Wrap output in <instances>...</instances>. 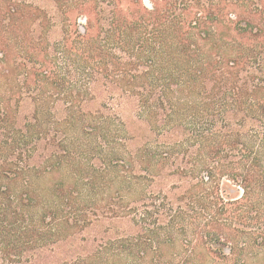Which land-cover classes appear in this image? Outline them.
Segmentation results:
<instances>
[{
    "label": "trees",
    "instance_id": "16d2710c",
    "mask_svg": "<svg viewBox=\"0 0 264 264\" xmlns=\"http://www.w3.org/2000/svg\"><path fill=\"white\" fill-rule=\"evenodd\" d=\"M151 1L51 45L50 12L0 0V264L227 261L264 220V0Z\"/></svg>",
    "mask_w": 264,
    "mask_h": 264
},
{
    "label": "rangeland",
    "instance_id": "374dc122",
    "mask_svg": "<svg viewBox=\"0 0 264 264\" xmlns=\"http://www.w3.org/2000/svg\"><path fill=\"white\" fill-rule=\"evenodd\" d=\"M21 1H28L30 3L37 4L38 6L42 7L44 10H46L52 14V18L54 19L53 21H56V24L55 25H53V23H51V24L45 23L44 24V22H40L38 25H36L37 26L36 30H37V35H39V37H41L42 35L46 36L48 38L50 44L54 45V41L60 39L64 35H69L72 32V30H75V28H76L75 23L76 24L79 23L80 25L86 23L85 14L87 13V11H92V9L94 8L95 1H97V0H80V2H84L83 7L81 8L82 13L81 14H77V12L75 13L76 15H74V17H72V26L71 27L68 26V24H66L65 22H63L64 21L63 20L64 6L60 2H57V0H21ZM70 1L71 0H69V2ZM101 1H104L107 5H109L108 4L109 0H99L98 4L102 5ZM143 1L145 4H147V2H150L151 5L147 4L149 7L153 6V2L151 0H143ZM209 1L210 0H201V2L205 3V4H207ZM189 2H193V0H188L187 3L189 4ZM195 3H197V2H195ZM193 5H195V4H193ZM81 27L84 30V27L83 26H81ZM22 108H23L22 109L23 111L29 110L30 107L28 105V102H23ZM178 179H179L178 177H172L168 181H165L166 183L164 182L165 184L163 186L164 187L163 189L166 190V192H168V191L171 192V194H172L171 197L174 200H176L175 197L177 196L176 195L177 191H179L180 193L184 191L183 188L176 190L171 186L172 181L178 180ZM224 181H226L225 178H224ZM186 186H190V184H187ZM227 189H228L230 196L232 198H238L243 193V191L241 189H238L234 185L227 187ZM177 205H179V204H176L174 206L176 207ZM151 209L153 210L152 206H151ZM159 224H162V223L159 222ZM150 227L154 228L153 222H151ZM154 229L159 230V228H154ZM244 229H245V231L250 233L247 237H245V242H246L247 246L243 250V252H238L237 254H235L236 258L237 259H238V257L241 258L244 261V262H241L243 264H264V245H263V247H260L259 245L256 244L257 236L262 231L264 232V220L261 222H258V223H256V221H252L251 223L247 224ZM183 253H184V255L181 258H180V256L175 257L176 262L178 264H181L182 259H184V257L186 255H189V253H185V252H183ZM209 259H212V258H209ZM213 259L209 260V261H205L204 264H240V262L237 263V259H234V257L227 260V261H222V260H218L215 258H213ZM238 261H239V259H238ZM199 264H203V263L200 262Z\"/></svg>",
    "mask_w": 264,
    "mask_h": 264
},
{
    "label": "water",
    "instance_id": "95a60500",
    "mask_svg": "<svg viewBox=\"0 0 264 264\" xmlns=\"http://www.w3.org/2000/svg\"><path fill=\"white\" fill-rule=\"evenodd\" d=\"M147 4H148V5H151V3H150V2H147Z\"/></svg>",
    "mask_w": 264,
    "mask_h": 264
}]
</instances>
